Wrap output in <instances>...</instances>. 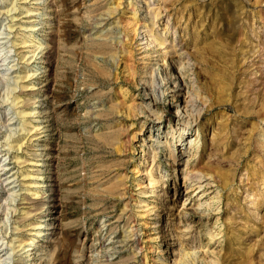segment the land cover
I'll return each mask as SVG.
<instances>
[{
    "label": "rangeland",
    "instance_id": "374dc122",
    "mask_svg": "<svg viewBox=\"0 0 264 264\" xmlns=\"http://www.w3.org/2000/svg\"><path fill=\"white\" fill-rule=\"evenodd\" d=\"M0 264H264V0H0Z\"/></svg>",
    "mask_w": 264,
    "mask_h": 264
},
{
    "label": "bare ground",
    "instance_id": "6f19581e",
    "mask_svg": "<svg viewBox=\"0 0 264 264\" xmlns=\"http://www.w3.org/2000/svg\"><path fill=\"white\" fill-rule=\"evenodd\" d=\"M151 4H152V2H151V1H148V6H151ZM149 11H150V10H149ZM157 17H158V13H157V12H156L155 14L152 15V21H153L154 24H155V21H156ZM149 31H150V32H149V37H152V42H155V43L160 44V45L165 44L166 40L163 39V36L160 35L159 32L156 33V32L154 31L153 28H150ZM161 34H162V33H161ZM187 53H188V52H187ZM188 57H189V56H188ZM190 177H192V176L190 175L189 171L186 169V171L184 172V177H183V178H190ZM197 179H198V178H197ZM42 233H43V232H42ZM32 244L35 245L36 242L33 241Z\"/></svg>",
    "mask_w": 264,
    "mask_h": 264
}]
</instances>
